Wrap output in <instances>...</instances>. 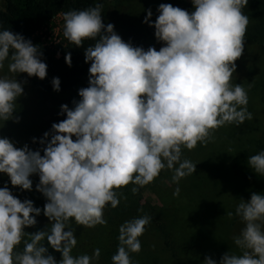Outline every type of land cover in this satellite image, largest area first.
Wrapping results in <instances>:
<instances>
[{
  "label": "clouds",
  "instance_id": "obj_1",
  "mask_svg": "<svg viewBox=\"0 0 264 264\" xmlns=\"http://www.w3.org/2000/svg\"><path fill=\"white\" fill-rule=\"evenodd\" d=\"M248 2L192 0L191 12L161 3L154 24L148 9L144 23L163 42L158 51L134 47L113 24L105 25L102 3L62 14L68 42L79 47L85 40L94 41L84 52L85 62H90L88 86L78 90L80 99L72 101L73 107L60 106L59 114L66 118L53 123L39 140L43 155L0 137V173L12 186L28 191L33 188L30 176L37 174L36 190L47 201L43 215L51 222L47 230L26 232L37 224L41 208L30 199H18L7 183L0 187V264H96L99 248L91 255H72L77 239L69 221L87 228L105 224V208L120 204L118 189L132 184L135 193L165 169L178 185L196 172V163L182 159V148L207 144L226 124L252 120L247 91L232 83L235 62L244 52L249 18L243 9ZM42 56L40 46L22 34L0 30V70L7 61L8 72L16 74L0 76V121L19 122L14 112L27 81L17 76L46 78ZM65 61L71 65L70 53ZM52 85L59 91L60 79L54 77ZM247 163L264 177V150L249 156ZM179 193L177 186L173 195ZM235 215L244 224L232 237L240 254L225 252L219 262L205 257L202 264H264V193L241 199ZM150 222L145 214L119 226L111 264H133L130 254L141 251L139 238ZM49 247L62 254L59 261Z\"/></svg>",
  "mask_w": 264,
  "mask_h": 264
},
{
  "label": "rangeland",
  "instance_id": "obj_2",
  "mask_svg": "<svg viewBox=\"0 0 264 264\" xmlns=\"http://www.w3.org/2000/svg\"><path fill=\"white\" fill-rule=\"evenodd\" d=\"M161 3H169V0H107L103 3L102 16L107 23L114 25L116 33L120 36L123 18L131 19L147 34L149 24L144 23L147 10L151 9V20L154 24L159 15L157 8ZM3 8L4 0H0V11ZM62 14L54 16L37 34L45 44L56 48L65 39ZM148 35L151 36L147 49L152 46L158 51L163 42H157L154 27ZM235 63L237 67L232 83L241 84L247 91V109L252 113V120H245L239 126L226 124L213 132V139L207 144L198 143L192 150L182 148V159L196 163V172L182 178L178 185L172 182V171L165 169L142 193H133L132 184L118 189L119 192L125 193L123 199L141 204L137 208L141 215H155V218L165 223L173 245V249L164 245V236L154 227L151 220L139 238L141 251L134 254L133 264L138 263L148 252L159 256L158 264H202L205 257L219 262L225 252L240 254V249L233 243L232 237L239 234L244 224L235 215V207L241 199L249 200L253 192L264 193V177L252 171L247 163L249 157L246 162L235 167L237 158L245 150L251 155L260 152L257 151V141L264 131V47L245 41L244 52ZM14 75L16 74L8 72L6 61L5 67L0 70V76ZM17 79L27 81L23 85L24 95L18 98L14 112V115L19 117V122L0 121V137L11 139L17 148L27 144L35 151L33 138L40 133L43 119L53 112L57 104L47 91L49 82L46 78L29 77L27 73H20ZM87 84L88 82L81 88ZM67 96V93L63 95ZM70 96L76 100L80 99L78 92H73ZM262 147L264 150V144ZM30 179L33 182L39 181V176L33 174ZM5 183L8 187L11 185L9 177L0 173V187H4ZM177 186L180 193L174 196L173 191ZM227 212H232L233 216L229 218ZM107 217L105 208L106 223L91 228L69 221L77 239V244L72 250L73 256L91 255L95 248H99L102 253L110 237L111 225L107 222ZM36 220L37 224L26 227V232L35 233L50 227L51 222L43 215V211ZM45 246L48 247L47 241ZM22 248L23 243L19 246L20 250ZM49 249L53 250L52 255L57 261L62 258L60 252L51 247Z\"/></svg>",
  "mask_w": 264,
  "mask_h": 264
},
{
  "label": "trees",
  "instance_id": "obj_3",
  "mask_svg": "<svg viewBox=\"0 0 264 264\" xmlns=\"http://www.w3.org/2000/svg\"><path fill=\"white\" fill-rule=\"evenodd\" d=\"M107 0H4V8L0 11V30L9 29L13 33H20L26 39H30L33 44L40 46L43 56L42 61L47 64V76L46 79L49 82L47 91L50 92L51 98L54 99L57 104L53 112L43 119L41 124L42 129L40 133L36 135L37 142L35 143V150H41L43 155L42 145L39 140L43 138V134L46 131L51 130L53 123H58L66 118L65 115H60V106L67 104L70 108L73 107L72 101L76 100L72 98L73 92L78 90L88 82L90 62H85L84 52L86 47L94 43L91 40H85L82 46H75L66 39H64L61 45L52 47L45 44L41 37L35 35V33L47 24L56 14L59 12H67L70 10H83L89 6H95L96 3H104ZM169 3L173 6L180 7L186 11L194 10L192 0H169ZM245 15L249 18L247 26L245 41L249 43H255L264 47V0H249L248 5L243 9ZM102 20L105 25L107 21L104 16ZM153 30L152 26L148 25V33H144L142 29L138 28L134 22L129 18L121 19V38L125 42H131L136 46H141L147 50V42L151 35H148ZM71 54V65L65 61V55ZM54 77L60 79V90L55 91L53 89L52 80ZM88 84L86 85V87ZM69 95L63 97L64 94ZM75 139V137H73ZM264 144V131L257 141V151L263 150ZM251 156L249 151H244L237 158L235 167L246 162L247 157ZM163 171V170H162ZM161 171V173H162ZM238 172V169H236ZM161 173L158 175L160 176ZM39 181L33 182V188L31 191L21 190L18 186H9L10 191L14 196L23 201L24 199H30L33 201L34 206L41 208L45 205L46 198L42 193L36 190V185ZM147 188L139 187L135 193H142ZM120 197V204L116 208L107 206V222L109 223L110 237L109 243L103 249L100 259L96 264H111V257L117 250L118 245V228L126 220H130L134 217L142 216L138 211V206L141 204H134V201L130 199H123L125 193H121L117 190ZM151 220L154 227L164 236V245L168 249H173V245L170 240L169 232L165 223L160 222L155 215H151ZM50 254H53V250L48 248ZM135 253H131V259ZM102 258V259H101ZM159 256L156 253L148 252L142 256L136 264H158Z\"/></svg>",
  "mask_w": 264,
  "mask_h": 264
},
{
  "label": "built area",
  "instance_id": "obj_4",
  "mask_svg": "<svg viewBox=\"0 0 264 264\" xmlns=\"http://www.w3.org/2000/svg\"><path fill=\"white\" fill-rule=\"evenodd\" d=\"M61 13H62V12H59V13L56 14V15H59V14H61ZM56 15H55V16H56ZM51 20H52V19H51ZM51 20H50V21H51ZM50 21H49V22H50ZM49 22H48V23H49ZM48 23H47V24H48ZM47 24H45L41 29H39V30L35 33V35H37V34H38V33H39V32H40V31H41V30H42ZM59 42H60V41H59Z\"/></svg>",
  "mask_w": 264,
  "mask_h": 264
}]
</instances>
